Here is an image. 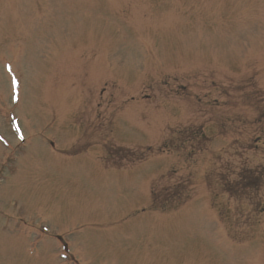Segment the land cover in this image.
<instances>
[{"label": "rangeland", "instance_id": "1", "mask_svg": "<svg viewBox=\"0 0 264 264\" xmlns=\"http://www.w3.org/2000/svg\"><path fill=\"white\" fill-rule=\"evenodd\" d=\"M0 264H264V0H0Z\"/></svg>", "mask_w": 264, "mask_h": 264}]
</instances>
